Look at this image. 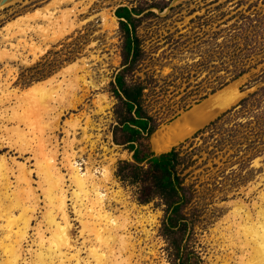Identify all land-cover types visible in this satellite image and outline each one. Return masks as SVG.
I'll return each instance as SVG.
<instances>
[{"label": "rangeland", "instance_id": "1", "mask_svg": "<svg viewBox=\"0 0 264 264\" xmlns=\"http://www.w3.org/2000/svg\"><path fill=\"white\" fill-rule=\"evenodd\" d=\"M121 8L132 11L131 29L139 41L140 55L130 67L129 58L127 61L124 58V32L120 28L123 20L115 16V11ZM65 16L73 24L67 33L62 21ZM40 27L46 28L47 33L38 32ZM52 32L64 34L54 43L48 42L44 53L35 56L33 48L44 49L42 40ZM232 44L246 54L241 63L245 73L215 89L222 77L226 81L230 78L224 67L231 69V66L224 64L227 59L224 53L227 51L225 46ZM74 64L79 70L75 67L73 71ZM120 75L127 88L135 84L144 87L142 107L153 119L155 133L152 134L153 145L152 135L136 143L143 153L162 152L155 148L157 131L185 115L187 117L180 123L189 125L191 129L171 148L191 139L198 130L223 114H226L223 119L227 120V125L245 122L246 117L238 114L240 101L264 88V0H8L0 7V94L3 92L10 97L5 101L7 108L19 103L26 110L31 106L30 99L35 97H25L22 92L33 87L37 90L45 87L49 94L54 93L55 101L41 103L40 109L35 105V109L25 113L26 125L31 121L34 123V133L23 124L19 128L26 133V138H33V150L41 146L40 139L45 136L47 144L50 142L51 147L56 146V166L64 174V189L69 191L66 196L71 201L67 205L75 227L72 237L76 238L77 246H81L82 239L78 237L81 228L74 220L72 208L75 194L71 193L76 187L71 184L70 175L63 166L65 158L74 151L83 173L86 169L99 171L110 168L109 159L114 158L112 181L106 186L110 197L105 202L106 209L114 218L127 214L128 221L130 219L126 229L131 244L133 242L134 253L129 254V243L123 245L126 233L118 230L113 233L121 235L113 242L114 256L106 254L102 264H173L177 262V250L192 264H235L240 251L231 259L229 253L232 251L221 245H226L230 237L236 241L248 225L247 220H256L258 211H264V148L260 153H251L245 150V144L239 150L226 146L210 155L212 140L207 139L205 145L209 149L194 156L197 163L187 170L191 174L186 177L185 184L192 185L193 192L177 217L179 225L173 231H167L165 207L161 201L155 198L147 204L140 203L135 185L116 176L122 162H133L132 153L125 143V133L119 128L121 117L125 115L122 93L116 84ZM82 77L86 83L81 82ZM100 107H104V111L100 112ZM43 109L49 113H41ZM59 110L57 125L50 124ZM87 118L90 124L93 122L87 134L90 133L92 141H96L92 150L82 139ZM199 118L204 119L197 125L192 124ZM75 119L79 121L77 124L80 123L78 126ZM66 122L69 126L65 125L68 124ZM44 124L45 127L47 124V129L43 128ZM3 125L13 126L7 122ZM49 127L57 130L51 131ZM70 132L76 134L72 136ZM207 136L208 132L197 136L194 145L202 146L203 138ZM72 139L77 140L70 151L66 142ZM5 150L0 151V155L8 152ZM8 156L19 164L32 158L30 154L22 158L17 153ZM33 163V159L26 163L30 170L35 169ZM14 171L17 175L16 167ZM14 174L10 177L12 185L16 184ZM34 174L33 188L36 187L41 209L37 211V221H33L32 226L41 220V213L48 210L44 206L45 196L38 187L41 180ZM96 176L100 178L99 174ZM117 192L124 197L123 205L114 197ZM83 203L88 207L87 200ZM118 221L123 222L121 219ZM145 229L147 233L142 232ZM251 262L254 263L253 260L248 261L249 264Z\"/></svg>", "mask_w": 264, "mask_h": 264}, {"label": "bare ground", "instance_id": "2", "mask_svg": "<svg viewBox=\"0 0 264 264\" xmlns=\"http://www.w3.org/2000/svg\"><path fill=\"white\" fill-rule=\"evenodd\" d=\"M62 21L65 25L63 29L64 30L66 29L65 31L66 33L69 32V30L67 31V29H71L73 27V24L71 23L72 21L69 20L68 16H65L62 19ZM38 32L47 33V29L40 27ZM62 34L57 32H52L49 37L44 38V40H42L44 42L43 45L44 44L46 45V47L44 45V49L39 47L37 48L32 47L34 53L36 54L34 55L39 56L43 54L45 48H48L47 43L48 42L54 43L55 41H57L59 38L62 37ZM74 65H73L74 67L72 66L73 71L74 68L76 67V64ZM81 68L83 69V67ZM76 69L78 68L76 67ZM69 70L71 71V69ZM84 78L83 77L81 78V82L86 83ZM55 81L56 80H54V82ZM22 93L23 95H25V97L26 96L29 97V95L35 97V99L34 98L30 99L29 104L31 106L29 108L26 106L27 109L24 110V106L18 103V106L8 107L10 108L9 109L10 112H8L9 110L5 106L6 103L5 101L9 100L6 98L9 95L8 96L6 94L4 95L3 92L1 93L3 95L0 94V151L2 152L5 149L8 150L6 154L0 155V264H102L101 261L103 259L106 260L107 257L106 254L113 255V251H114L113 245H115L113 242H115V239L117 237L121 236V235L119 236V234H117L118 236H115L113 235V233L118 230H122L124 233H126L127 236H124L123 241L122 238H120L121 240L120 239L119 240L122 241L123 245L125 246L128 245L127 243H129V254L132 255L134 253V246H133V242L132 244L130 242V236H128L129 235L128 230L126 229L127 227H129L128 225L130 219L128 221L127 214H125V216H122V218L120 216L114 218L112 214L106 209L107 206L105 204V202L110 198L109 193H107L108 189L106 188V186L107 184H111L112 181L111 166L114 163V158L111 157L109 159L110 168H103L102 170L99 171L98 169L91 171L89 169H86V172L83 173V169L80 168L81 165L77 164L76 162L77 156H75L76 153L74 152L76 151H74L71 154L67 153L69 154V156L68 157L66 156L67 157L65 158L66 163L64 162L63 166L64 169L65 168L67 169L65 170L68 171V176L70 175L69 179L71 181V184H73L74 187H76V190H74L73 193L71 194L72 195L75 194L73 195L74 198L72 200L73 202L75 201L74 206L72 207L73 213L75 214L74 220L79 224L81 228L78 233L79 234L78 237L82 239L81 243H79V245L81 246H77L76 238L73 239L72 237V232L75 230V227L74 224H72L73 220L69 216V209L67 205V202L70 199L69 200L67 199L68 197L66 196V193L69 191L64 189L65 187L64 185L65 179L63 176L64 174L62 175L59 167L57 168L56 166V160L58 154L56 146L51 147L50 142L49 144H47L46 136L44 137L46 139L40 136L42 139V140L40 139L41 146L33 150L34 149L33 138L32 137L31 139H29L28 137L26 138L27 136L25 135L26 133L24 134L23 133L24 131L19 128V126L23 124V126L25 125L26 127L31 128V131L33 130L34 133V131L36 130V128L34 127V123H32V121L31 122L29 121L30 123L26 125L28 119L26 118L25 113L29 112L30 109H35L36 107L35 105H37L39 108V106H41V103L44 104L46 102L45 104H47V102L50 100L55 101V98L53 97L54 93L53 95L51 93L49 94L45 89V87H42L39 90L33 87L28 89L27 92L25 93L22 92ZM14 94L15 93H13V97L16 98ZM20 94L18 93V95ZM23 95H21V98H23ZM58 100H56V103H58ZM72 104L73 103H71V105ZM52 105L50 107L51 111L53 110L52 107L54 106ZM20 111H22V113ZM39 111L40 110H38V112ZM99 111L100 112L104 111V107H100ZM45 112L43 109V112L41 113H45ZM48 113L49 112L47 111V114ZM60 114H61L60 110L58 111V113L54 114L56 116L55 117L56 119H54V122H51L50 124L55 123L57 125V120H59L58 118H60ZM41 115L42 114H40L39 116ZM46 116L48 117V115ZM186 117L187 116L185 115L182 118L176 119L169 126H163L164 128L157 131L156 143H155L156 149H159L161 151L167 150L171 148L174 144H176L179 140H181L188 133V131L191 129L189 125H184V124L181 125L180 123V121L184 120ZM31 119L29 117V120ZM203 119L204 118L201 119L199 118L195 121V123L192 124L197 125ZM85 120H86L85 122L86 126L84 125L85 128H83L84 138L82 139H84L85 143H89V146L92 150L96 144V141H92V137L90 133L89 135L87 134L88 131L87 129H89L90 125L93 122L91 121L92 123L90 124L88 118ZM4 122L13 124V126L12 127L10 126V128H8L7 126L3 125ZM44 122L46 123V121ZM75 122H76L75 123L76 126L80 124V123L77 124L79 121H77L76 119ZM40 124H38V126ZM65 125L69 126V123ZM73 125L74 123L72 124V126ZM46 127L44 124L43 128ZM43 128L41 130H44ZM49 128L48 131L51 129ZM53 129L57 130L56 128ZM53 129H51V131H53ZM3 130L4 133H6L4 135H3ZM42 133L43 132H41L40 134ZM28 134L32 135V133H28ZM71 134L72 136H74L76 133L75 134L71 133ZM76 140L74 139L70 141L67 140L66 145L68 146L70 151H72L74 145H76ZM83 151L84 149L82 148L81 152ZM11 153L12 154L17 153L20 158H22L24 155L26 156V154H30V156L32 155V158L30 159H33L34 162L33 166L35 169L30 170V168L27 167L26 163H29L30 161L29 158L25 159L26 163L24 164L23 163L19 164L20 162L15 163V159L10 158L11 156L10 157L8 156L9 158H7L6 156ZM61 155L63 156V152L61 153ZM14 167H16L17 175L14 174L15 172ZM33 173H35L36 176L39 177L41 180V182H39L38 187L42 190L41 194L45 196L44 197V202L46 203L44 205L45 209L46 208L48 209L45 213L43 214L41 213V220H39L35 224V226H32V223L33 221H37L35 215L37 214V211H40L41 207L39 205L40 201H39V195L38 193H36L37 192V190L35 189L36 187L33 188V179H32ZM13 174L15 175L14 179L16 180L15 185H12V182L10 180V177L13 176ZM97 174L100 175V178L96 176ZM44 186L47 187L43 189ZM118 193L119 192H117L116 193L117 195L115 194L114 197L117 198L118 201L123 205L124 197L120 195V193L119 194ZM78 198L80 200V204L77 203L79 207L78 205H76V202L79 201ZM84 200H87L89 202V204L87 203L88 207H86L85 205L86 201L84 202L85 204L83 203ZM255 218L257 219L256 220L254 219V221L251 220V218L250 219L248 218L249 220H247L248 222L246 223V225L247 224L248 225L244 227L242 233L240 231L241 235L240 233H239L240 236L236 234V236H238V238H236L238 241L237 240L233 241V239L230 237L231 240L230 239L229 241L227 240L228 243H226V245H224V243L222 242L223 245H221V247L227 248L226 250L232 251L229 253L231 259H234L235 257L234 253L240 251L241 255L238 256L236 259V261L238 260L239 261L238 263L235 261V264H249L251 260H253L254 262V263L251 262L252 264H264V211L262 210L258 211V216H256ZM118 219H121L123 222L120 223ZM135 224H137V222ZM138 224H140V222ZM142 229H144V227ZM145 230H142V232L144 231L147 233V230L146 231ZM30 231H33L32 235H30ZM33 246H36L35 250L32 249ZM125 250L127 249L125 248ZM82 253H85L86 256L82 257L81 256ZM247 260L249 261V263ZM107 261L109 260L107 259Z\"/></svg>", "mask_w": 264, "mask_h": 264}, {"label": "trees", "instance_id": "3", "mask_svg": "<svg viewBox=\"0 0 264 264\" xmlns=\"http://www.w3.org/2000/svg\"><path fill=\"white\" fill-rule=\"evenodd\" d=\"M115 16L123 20L120 21V28L124 32V58L126 61L129 58L130 67L140 55L139 41L131 29L132 11L121 8L115 11ZM225 48L227 51L224 54L227 55V59L224 64L231 66V69L228 67L224 69L230 78L226 81V78L222 77L214 86L215 89L227 85L245 73L241 64L243 57H246V54L242 53L243 50L235 44ZM116 84L122 93L125 110L119 128L125 133V143L128 144L127 149L132 153L133 161L132 163L122 162L118 166L116 176L130 185H135L140 203L147 204L155 198L161 201L165 207L167 231H173V228L179 225L177 217L193 192L192 185L185 184L186 177L191 174L187 170L196 165L197 160L193 158L194 156L202 150L209 149L205 145L207 139L212 140V149L208 151L210 155L214 151H221L226 146L239 150L243 148L242 144H245V150L251 153L252 151L260 153L264 148V88L240 101L238 114L246 117L245 122L227 125V120L223 119L226 114H223L198 130L191 139H186L170 150H163L160 153H143L136 143L155 133L153 119L144 112L142 107L144 87L135 84L127 88L121 75L117 77ZM206 132L208 136L203 138L202 146H195L194 139ZM153 143L152 135V145ZM176 256L177 262L173 264H192L180 250H177Z\"/></svg>", "mask_w": 264, "mask_h": 264}, {"label": "water", "instance_id": "4", "mask_svg": "<svg viewBox=\"0 0 264 264\" xmlns=\"http://www.w3.org/2000/svg\"><path fill=\"white\" fill-rule=\"evenodd\" d=\"M8 0H0V6L3 5L5 2H7Z\"/></svg>", "mask_w": 264, "mask_h": 264}]
</instances>
